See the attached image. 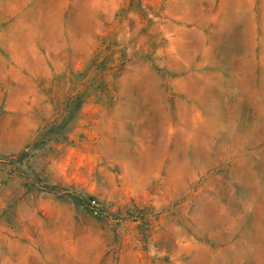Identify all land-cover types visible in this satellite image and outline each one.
<instances>
[{"label": "rangeland", "instance_id": "obj_1", "mask_svg": "<svg viewBox=\"0 0 264 264\" xmlns=\"http://www.w3.org/2000/svg\"><path fill=\"white\" fill-rule=\"evenodd\" d=\"M0 264H264V0H0Z\"/></svg>", "mask_w": 264, "mask_h": 264}, {"label": "built area", "instance_id": "obj_2", "mask_svg": "<svg viewBox=\"0 0 264 264\" xmlns=\"http://www.w3.org/2000/svg\"><path fill=\"white\" fill-rule=\"evenodd\" d=\"M91 205H92L93 214L95 216H97L98 215V211H97V205H96L95 201H91Z\"/></svg>", "mask_w": 264, "mask_h": 264}]
</instances>
